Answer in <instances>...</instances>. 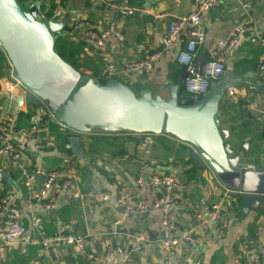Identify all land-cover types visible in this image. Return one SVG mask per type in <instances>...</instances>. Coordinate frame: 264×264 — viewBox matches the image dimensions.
<instances>
[{
	"label": "crops",
	"instance_id": "crops-1",
	"mask_svg": "<svg viewBox=\"0 0 264 264\" xmlns=\"http://www.w3.org/2000/svg\"><path fill=\"white\" fill-rule=\"evenodd\" d=\"M197 3L198 0H161L150 5L135 2L138 9L135 15L116 18L87 0H67L65 15L72 13L88 18L99 29L113 19L123 40L111 39L106 47L120 70L124 63L153 53L162 44L168 24L194 11ZM201 21L205 40L197 50L198 62L208 59L209 50L238 23H249L258 31H264V0H252L247 9H241L234 0H223L202 15ZM87 47L82 53L87 65L80 62L79 70H86V75L96 78L103 76L97 58L91 56V46ZM179 48L178 44L167 51L149 73L119 72L112 78L129 86L136 95L148 91L167 98V86L184 73L175 61ZM263 53V47L250 43L247 35L243 36L225 56L223 74L211 84H223L218 103L219 124L227 132V142L235 147L240 161L251 168L264 162V120H257L258 115L264 114V77L257 70ZM8 77L9 68L0 50V120H9L16 127H28V117L37 106L23 104L18 107L14 100L10 101L1 87ZM229 86L234 88L233 96L225 94ZM15 93L21 94L20 91ZM43 123L41 149L27 148L23 152L25 163L30 169L38 166L47 170L65 169L63 159L67 158L75 174L53 209L29 211L19 171L10 160L0 157V172L8 175L6 180L0 178V192L14 193L25 226L24 235L12 243L10 250L0 254V264H98L87 256H100L108 248L119 261L121 250L138 235L143 236L144 241L135 255L137 264H163L158 213L151 211L145 217L130 218L124 216L114 202L125 191L149 202L156 192L138 190L134 182L137 177L150 174L171 175L182 185L174 193L177 205L173 217L182 229L192 231L195 241L183 246V259L178 264H245V249L264 246V202L255 211L247 208L239 195L220 186L209 170L198 169L192 164L189 145L169 136L150 134L143 135L145 142L142 143L140 137L125 131L102 133L94 130L73 139L59 123L47 117L43 118ZM97 161H103L112 173L98 167ZM143 162L153 164L142 169L140 163ZM10 180L19 191H15ZM41 183V179H36L34 186L39 188ZM90 189L105 191L110 199L92 207V200L82 196ZM199 198H223L225 229L222 237L203 232L192 221L188 205ZM32 214L40 218L38 225L31 222ZM62 223H69L72 233L84 240L82 248L62 246L43 251L34 243L40 236L55 233Z\"/></svg>",
	"mask_w": 264,
	"mask_h": 264
},
{
	"label": "built area",
	"instance_id": "built-area-1",
	"mask_svg": "<svg viewBox=\"0 0 264 264\" xmlns=\"http://www.w3.org/2000/svg\"><path fill=\"white\" fill-rule=\"evenodd\" d=\"M28 1L31 6L36 0ZM48 1H54L56 4V8L48 20L57 21L65 16L66 10L64 8H66L67 0ZM87 1L90 5L98 6L116 18L130 17L138 12L137 7L131 4L129 0ZM221 1L223 0H198L194 11L177 17L168 24L163 35L162 44L153 53L124 63L120 70L113 62L111 53L106 47V42L111 39L123 40L113 19L107 20L104 28L99 29L97 24L88 18L71 13L65 23L68 31L64 33V37L69 40L74 39L80 44L79 65L80 62L87 65L82 53L86 48L88 49L87 45L89 44L91 46V56L94 55L97 58L103 76L109 79L119 72L135 75L149 73L156 61L162 59L167 51L179 44L180 48L177 49L175 61L184 69L186 74L185 79L182 81L183 90L188 95L203 96L209 90L211 84L221 77L225 70V56L243 36L247 35L250 43L257 44L264 49V31H258L255 25L249 23H238L209 50L207 60L197 61V50L205 40L201 17ZM234 1L241 9L249 8L252 2V0ZM6 62L9 68V77L1 87L10 101H13L12 96L22 95L25 89L12 76L11 66L7 59ZM257 70L264 77V53L257 65ZM17 91H20L21 94H16ZM224 91L227 96H233L234 94L232 86L226 87ZM44 117L53 122L54 113L42 102L30 113L28 127H16L9 120H0V157L10 160L19 171L21 183L25 190L26 209L29 211L36 208L45 212L53 209L55 201L71 185V178L75 174V171L69 168L70 162L67 158L63 159L65 169L47 170L41 166L30 169L25 163L23 152L27 148H32L33 151L41 149L40 132L41 128L44 127ZM257 120H264V114L258 115ZM262 142L264 144V131ZM150 164L149 162L140 163L142 169L147 168ZM96 165L107 173H112L110 167L103 161H97ZM36 179L42 180L39 188L34 186ZM134 183L136 189L156 192V194L149 202H146L134 196L130 191H125L115 198L116 206L122 210L124 216L130 218L145 217L151 211L157 212L160 222V246L164 251L163 264H178L183 259V246L195 241L192 231L182 229L173 217L177 205L174 193L175 190L182 188V185L178 183L175 177L160 174L137 177ZM82 196L92 200V207H97L100 203H106L110 199L107 192L99 189H90ZM223 203V198L215 200L199 198L196 202L189 203L192 221L203 232H209L216 238L222 237L225 229ZM21 214L22 209L17 205L14 193L0 192V254L10 250L12 243L24 235L25 226L21 222ZM30 220L34 225L40 223V218L34 214L30 216ZM83 241V239L77 238L72 233V227L69 223H62L55 233L40 236L34 243L39 245L43 251H48L51 248L62 246L82 248ZM143 241L144 237L141 235L133 237L129 245L121 250L119 261L114 259V253L109 248L100 256L88 255L87 258L98 264H137L135 255L141 250ZM244 255L246 257L245 264H264V246L260 249L247 248L244 250Z\"/></svg>",
	"mask_w": 264,
	"mask_h": 264
},
{
	"label": "water",
	"instance_id": "water-1",
	"mask_svg": "<svg viewBox=\"0 0 264 264\" xmlns=\"http://www.w3.org/2000/svg\"><path fill=\"white\" fill-rule=\"evenodd\" d=\"M150 5L161 0H140ZM41 0L23 10L17 0H0V50L8 60L12 76L25 91L13 95L18 107L45 103L54 113L53 122L73 139L97 130L169 136L191 147V161L207 169L220 186L239 195L243 204L257 210L264 202V162L244 165L227 132L219 124L218 103L222 83L213 84L201 97L184 92L183 73L167 86V98L143 91L136 95L117 79L104 84L80 73L54 50L68 15L60 20L39 19ZM8 179L5 172L0 178ZM9 183L19 191L11 180Z\"/></svg>",
	"mask_w": 264,
	"mask_h": 264
},
{
	"label": "trees",
	"instance_id": "trees-1",
	"mask_svg": "<svg viewBox=\"0 0 264 264\" xmlns=\"http://www.w3.org/2000/svg\"><path fill=\"white\" fill-rule=\"evenodd\" d=\"M17 2L19 3L20 7L23 10H27L30 7L28 0H17ZM129 2L131 4L135 2L144 3L143 1H140V0H129ZM55 8H56V4L54 1L42 0L39 11H38V18L48 19L51 16ZM64 10H66V8H64ZM67 31H68V27L65 26L63 30L61 31V35L55 39L54 50L63 60L67 61L76 70L80 71L78 60L80 56L79 52L81 50V46L77 41H74L72 39L69 40L64 37V33H67ZM91 77L94 79L95 82L99 84H104L109 79L105 76L96 78L93 75Z\"/></svg>",
	"mask_w": 264,
	"mask_h": 264
},
{
	"label": "rangeland",
	"instance_id": "rangeland-1",
	"mask_svg": "<svg viewBox=\"0 0 264 264\" xmlns=\"http://www.w3.org/2000/svg\"><path fill=\"white\" fill-rule=\"evenodd\" d=\"M80 71H81L82 74H85L86 75V70H80Z\"/></svg>",
	"mask_w": 264,
	"mask_h": 264
}]
</instances>
